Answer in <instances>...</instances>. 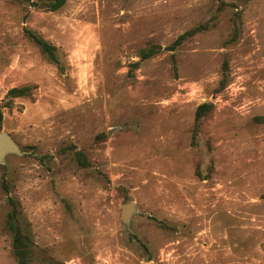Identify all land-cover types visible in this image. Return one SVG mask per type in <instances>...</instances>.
Listing matches in <instances>:
<instances>
[{"label":"rangeland","instance_id":"374dc122","mask_svg":"<svg viewBox=\"0 0 264 264\" xmlns=\"http://www.w3.org/2000/svg\"><path fill=\"white\" fill-rule=\"evenodd\" d=\"M43 1L0 0V264L10 199L27 264H264V0Z\"/></svg>","mask_w":264,"mask_h":264},{"label":"trees","instance_id":"16d2710c","mask_svg":"<svg viewBox=\"0 0 264 264\" xmlns=\"http://www.w3.org/2000/svg\"><path fill=\"white\" fill-rule=\"evenodd\" d=\"M65 4V0H45L42 2V7L45 8V10L54 12L60 9L63 5ZM206 30V25H200L197 26L184 34L180 35L174 42L173 44L169 47L170 51H174L176 47H178L184 40L196 35L199 32H202ZM31 38L33 39L34 43L40 48L41 52L44 54H47L50 59L58 64V60L55 55V48L45 42L43 39L30 34ZM158 47L152 46L149 49L142 50L140 53V57L143 60L149 59L155 54L159 52ZM28 88H12L8 91V96L15 98V97H21L27 95ZM211 108L210 105L208 104H202L197 108L196 111V121L201 120L205 114L209 111ZM2 121H3V113H2V106L0 105V132H1V127H2ZM75 155L77 158H82L83 156L79 152H75ZM81 166H85V162H81ZM12 208L11 211L8 213V218H7V226L9 231L13 235L12 239V248H13V253L16 256L18 260V264H27L28 263V258L31 254V248H32V241L29 237V235L24 232V229L21 225L20 219H19V212L16 208L15 202L10 199L9 200Z\"/></svg>","mask_w":264,"mask_h":264},{"label":"water","instance_id":"95a60500","mask_svg":"<svg viewBox=\"0 0 264 264\" xmlns=\"http://www.w3.org/2000/svg\"><path fill=\"white\" fill-rule=\"evenodd\" d=\"M9 154L21 155L17 144L11 136L5 132H0V162H3ZM137 212L135 204L127 202L121 205V222L128 227L132 216Z\"/></svg>","mask_w":264,"mask_h":264}]
</instances>
